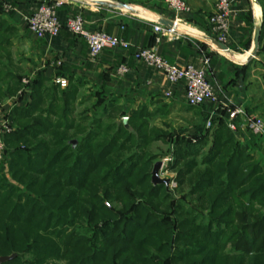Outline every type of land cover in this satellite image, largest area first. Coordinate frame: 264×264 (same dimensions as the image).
Segmentation results:
<instances>
[{"label": "trees", "instance_id": "16d2710c", "mask_svg": "<svg viewBox=\"0 0 264 264\" xmlns=\"http://www.w3.org/2000/svg\"><path fill=\"white\" fill-rule=\"evenodd\" d=\"M256 1L261 39L264 0ZM0 82V101L22 85L3 67ZM83 87L80 78L61 88L38 75L30 102L8 113L16 129L4 136L9 178L0 162V257L14 258L1 264H264V167L224 112L173 150L177 187L188 180L206 210L198 221L196 210L151 180L156 157L147 148L167 135L150 124L156 111L141 106L124 121L115 99L100 91L81 98Z\"/></svg>", "mask_w": 264, "mask_h": 264}, {"label": "crops", "instance_id": "0c3cea01", "mask_svg": "<svg viewBox=\"0 0 264 264\" xmlns=\"http://www.w3.org/2000/svg\"><path fill=\"white\" fill-rule=\"evenodd\" d=\"M41 0H0V22L4 28V51L0 55V68L7 76L21 77V86L15 96L10 95L0 101V110L9 111L14 106L30 102V84L43 75L55 82L56 78H80L82 92H102L107 99H115L125 113L141 106L148 111H156L155 120L175 113L178 108L190 107L184 101L181 88H174L155 69L146 67L133 58V53L141 47H154L170 63H200L203 57L209 58L208 79L214 86L219 102L240 106L249 115L261 117L264 121V33L255 55L253 35L255 27L261 25L262 7L252 0H233L230 30L225 45L219 49L197 36H215L209 23L214 11V0H183L190 11L174 14L166 7L165 0H109L128 3L143 16L131 14L120 8L99 5L94 0H62L57 6L58 18L62 23L76 13H80L86 27L102 29L127 43L126 47L105 49L95 59H89L86 43L67 29L60 34L43 39L36 38L28 31L24 14ZM3 3L13 9L6 12ZM150 13L161 15L178 23L179 29L173 34L159 35L152 27L156 23ZM125 63L129 71L123 76L115 74L116 67ZM6 76V74H5ZM28 78V83L22 81ZM25 86L28 92L19 93ZM0 90L6 87L0 82ZM172 94L166 96L165 92ZM217 102H205L194 107L198 113L188 119L195 122H211L218 114ZM189 115L191 109L187 110ZM194 119V120H193ZM197 120V121H196ZM200 124V125H201ZM191 126V127H192ZM236 129L231 130L237 140L247 146L254 158L264 167V134L249 132L236 120Z\"/></svg>", "mask_w": 264, "mask_h": 264}, {"label": "built area", "instance_id": "2783aa9c", "mask_svg": "<svg viewBox=\"0 0 264 264\" xmlns=\"http://www.w3.org/2000/svg\"><path fill=\"white\" fill-rule=\"evenodd\" d=\"M232 1L233 0H214V11L208 19L215 33L213 37L223 44L226 43L230 30ZM61 2L62 0H41L34 8L25 13L24 22L28 31L36 38L43 39L48 36H57L60 34L61 29L65 28L86 43L87 55L91 60H95L105 49L127 46L126 42L120 40L113 34L107 33L102 29H91L86 27L80 13H76L62 23L56 11L57 6H59ZM165 3L166 7L174 14L190 11L188 4L183 0H165ZM3 8L6 12L13 9L8 3H3ZM155 22L152 30L156 34H173L179 31L173 28H166L157 20ZM133 58L146 67L160 71L174 88H181L184 101L187 105L198 107L205 102H217L218 110L225 113L222 117L229 129H236L237 120L238 123H242L252 134H264V121L261 117L247 114L240 106L232 107L229 104L219 102L214 91V86L208 79V57H203L198 64L194 62L181 64L170 63L163 58L154 47H141L134 51ZM128 71V66L125 63H120L116 67L115 74L123 76L127 74ZM28 81V78H24L22 82L26 84ZM55 83H58L61 88H64L67 85V80L60 77L55 79ZM25 92H28V89L23 86L19 93ZM171 94V90L165 92L166 96H170ZM127 118V116L121 117L122 120H126ZM11 123L8 113L0 110V162L4 161L6 155L4 136L13 131ZM210 124L211 122L208 120L206 126L209 127Z\"/></svg>", "mask_w": 264, "mask_h": 264}, {"label": "rangeland", "instance_id": "374dc122", "mask_svg": "<svg viewBox=\"0 0 264 264\" xmlns=\"http://www.w3.org/2000/svg\"><path fill=\"white\" fill-rule=\"evenodd\" d=\"M86 95H88V93L82 92L80 97L82 98L83 96H86ZM9 96H10L9 94L6 95L7 98ZM4 98H2L1 101H3ZM93 100L94 98H92L89 101L84 102V104L86 105L85 108L89 107L90 103ZM28 103H29V100L28 102L24 103L23 106L27 105ZM83 109H84L83 104H79L75 112L79 113V111H82ZM188 109H191V114L193 115H189L187 113ZM90 112L92 113V111ZM197 113L198 111L195 110L193 106H190L188 108L183 107V108H178L177 111L169 115L168 118L165 115L163 117L161 116L160 119L158 120H155V119L150 120L151 125H155L157 128L161 129L162 131H165L167 135L162 140H157V141L152 142L147 149L150 153L155 155L156 158L153 161L154 163L157 161H162V167L159 170V176L161 178L169 179V184L166 186L168 190L172 192V195L174 196L176 200L181 201V204H183L186 209L192 208L196 210L195 212L198 213L197 220L201 221L202 218L204 220L206 219V210L200 209L197 206L198 202L196 201V196L189 195L188 192H189L191 184L188 182V180L184 181L182 185L177 187V183L175 180L176 168L172 169L171 167L175 159L173 150L176 147V141H180L182 139V140H191L192 142H195L197 136L208 129L206 126V122H204V127H202L201 122H195L193 123V126L191 125V122L188 119H190L191 117H194ZM119 115L120 113L118 111H115L113 118L115 119ZM123 115L128 117V113H123ZM121 117L122 115L120 116V119ZM127 120L128 118L124 121H127ZM11 124H12L13 131H14L16 129V125L13 122ZM5 148H6V144H5ZM206 148L207 147L204 146L202 149L205 150ZM204 152L205 151H203V153ZM201 154L202 153H200L196 158L198 162L200 161ZM6 162L7 161L2 162L4 163V165L1 167L3 171V173L1 174L9 178ZM180 165L183 166L182 164ZM198 168H202L201 164L199 165ZM20 255L23 259L26 257L25 255L19 254V256Z\"/></svg>", "mask_w": 264, "mask_h": 264}, {"label": "water", "instance_id": "95a60500", "mask_svg": "<svg viewBox=\"0 0 264 264\" xmlns=\"http://www.w3.org/2000/svg\"><path fill=\"white\" fill-rule=\"evenodd\" d=\"M252 1L257 2L256 0H252ZM94 2L96 4H99V5H105V6H109L112 8H120V9H123V10H125L131 14L137 15V16H143L144 15V14H141L138 10H136V8H134V6H132L128 3H125V2L109 1V0H94ZM156 20L158 22H160L166 28H173L175 30H180V31L186 32L185 30L179 29L177 22H175L169 18H166L164 16L156 15ZM197 37L200 38L201 40L205 41V42H210V43L214 44L219 49H223V50L228 49V47L225 44L218 41L216 38H214L212 36L199 35ZM259 40H260V27L257 26V27H255L254 35H253V45H254L253 47L254 48H253L252 53H251L252 55H255V53L257 51ZM161 167H162V161H157L154 163L152 171H151V180L153 183H165L167 186L169 184V179L161 178L159 176V170ZM12 258H14V254H10L8 256H1L0 257V264L5 262V261L11 260Z\"/></svg>", "mask_w": 264, "mask_h": 264}, {"label": "bare ground", "instance_id": "6f19581e", "mask_svg": "<svg viewBox=\"0 0 264 264\" xmlns=\"http://www.w3.org/2000/svg\"><path fill=\"white\" fill-rule=\"evenodd\" d=\"M150 16H152L153 18H156V14L155 13H150Z\"/></svg>", "mask_w": 264, "mask_h": 264}]
</instances>
